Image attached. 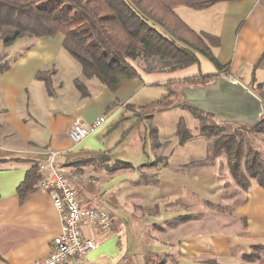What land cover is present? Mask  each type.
<instances>
[{
    "label": "crops",
    "instance_id": "obj_1",
    "mask_svg": "<svg viewBox=\"0 0 264 264\" xmlns=\"http://www.w3.org/2000/svg\"><path fill=\"white\" fill-rule=\"evenodd\" d=\"M174 11L193 32L219 40V46L212 53L219 65L228 67L227 71H217L205 58L212 69L203 67L206 71H201L199 55L197 64L173 72H144L130 62L138 78L125 83L116 92H110L99 81L101 86L93 89V78H84L80 66L64 56L63 53H67L62 48L60 35L29 39V46L6 60L8 69L0 75V264H33L49 254L52 240L59 233V216L48 193L37 188L23 202L16 194L26 172L42 163L49 152L56 154L57 166L73 168L71 185L81 204L94 206L99 202L106 208H98L109 211L111 224L105 230L90 222L80 225L84 238L96 244L87 255L89 264H264L260 252L263 242L241 237L250 224L242 215L236 219L241 230L233 228L227 234L210 233L201 227L175 237L179 230H191L188 227L195 223L183 228V225L167 222L187 221L196 211L187 205L181 204L182 208L173 210L171 206L157 203L142 214L140 223L143 235L152 240L153 245H140L135 250L127 239L124 241V221L116 212V203L109 199L110 196L101 199L113 183L124 180V176L114 177L115 168L102 169L107 166L112 150L104 141L103 132L124 109L137 114L144 112L140 111L142 106H131V102L146 89L167 86L170 99H174L179 90L178 99L197 110L217 116L223 122L243 123L227 119L225 115L230 114L229 111L218 115L208 110L217 109L215 105L219 103L218 96L226 82L224 78H229L249 89L260 102L264 114V95L255 89V86L264 88V0L218 3L201 11L177 7ZM51 69L54 74L50 96L35 75ZM203 76H213L205 87L185 83ZM81 77L83 80L79 79ZM63 78L69 82L65 89ZM75 79L84 84L86 97L75 88ZM213 102L216 104L209 107ZM107 112L109 116L106 115L103 126L81 143L73 144L69 140L68 129L75 120L89 123ZM100 181L105 183L104 190ZM252 225L261 226L256 221ZM155 245L162 252L156 250ZM250 255L254 258L248 259Z\"/></svg>",
    "mask_w": 264,
    "mask_h": 264
},
{
    "label": "trees",
    "instance_id": "obj_2",
    "mask_svg": "<svg viewBox=\"0 0 264 264\" xmlns=\"http://www.w3.org/2000/svg\"><path fill=\"white\" fill-rule=\"evenodd\" d=\"M47 1L0 0V42L5 48L20 39L61 35L63 50L79 63L82 76L97 79L110 92L138 78L129 60L147 63L150 72H173L197 64L199 55L217 71L228 70L227 66L218 64L212 53L219 46V40L193 32L177 17L174 9L181 6L201 11L236 0H56L68 4L67 9L41 6ZM7 69V62H0V75ZM53 74L51 69L35 75L50 96ZM212 78L203 76L185 83L204 85ZM73 84L82 97L88 95L81 81L75 79ZM163 100L156 101L158 111L163 109ZM193 114L206 121L212 119L196 111ZM245 130L264 136V114L260 122L249 129L239 127L231 133H221L219 128L203 124L199 132L213 138L209 156L224 155L230 177L247 191L252 180L264 188V160L257 150L243 145L240 138ZM176 135L179 146H184L191 137L182 120L176 125ZM66 168L73 172V168ZM120 168L129 169L130 165L122 164ZM37 181V165H33L16 188L20 202L37 189ZM253 258L250 255L248 259Z\"/></svg>",
    "mask_w": 264,
    "mask_h": 264
},
{
    "label": "rangeland",
    "instance_id": "obj_3",
    "mask_svg": "<svg viewBox=\"0 0 264 264\" xmlns=\"http://www.w3.org/2000/svg\"><path fill=\"white\" fill-rule=\"evenodd\" d=\"M46 5L50 8L61 7L63 9L69 6L60 4L56 0L41 4L43 7ZM30 44V40L26 38L16 41L10 48H5L0 42V62L9 61L12 54L20 53ZM63 54L80 66L70 55ZM199 57L201 62L198 67L201 71H206L203 67L212 69L207 60ZM60 60L62 61V58ZM129 62L144 72H150L147 71V63L141 60H129ZM133 65L131 66L134 68ZM79 79L83 80L82 77ZM224 79L226 82L229 81V78ZM91 80L95 84L93 89L101 86L97 79ZM61 81L64 89L69 86H67L69 82L66 79L63 78ZM209 83L211 80L205 84L209 85ZM202 86L207 85L202 84ZM255 89H259V93L264 95V88L255 86ZM169 91V88L163 85L146 89L131 102V106H142L140 111L144 112L137 114L124 109L122 115L103 132L102 137L108 143L107 145L112 147V150L107 166H103L102 169L105 171L108 166L111 169L115 168L117 172L114 177L124 176V180L113 183L111 190L106 191L101 199H108L107 197L110 196L109 199H113L116 203V212L124 221V241L127 239L129 246L135 250L140 245L147 247L153 245L150 242L152 240L143 235L144 229L140 223L142 214H146L154 204L160 203L164 207L171 206L173 210L182 208V204L196 211L195 216L187 221L181 222L180 219H175L167 222L183 225V228H187L189 223H195L188 227L191 230L181 229L175 237L185 236L187 232H195L201 227L210 233L227 234L233 228L241 230L236 219L242 215L246 223L250 222V224L246 233L242 232L241 237L258 240L263 242L262 246H264V188L258 186L255 180H252L247 191L239 188L228 173L225 156L220 155L216 158L209 156L213 138L202 136L199 132L203 124L219 128L221 133H231L239 127L249 129L255 124L220 121L217 116L203 113L184 100L180 101L179 90L174 95L176 99H170ZM172 91L175 92L173 87ZM163 96L165 98L161 106L162 111L157 110L159 103L154 102V105L149 106L150 103L162 99ZM193 111L211 116L212 121L196 117ZM108 114L107 112L104 117L107 118ZM179 120L186 124L191 135L184 146H179L177 143L176 125ZM240 139L245 147L257 150L264 160L263 135L251 134L245 130ZM122 164H129V170H122L124 169L120 168ZM100 183L104 190L105 183L102 181ZM94 206L106 208L99 202ZM106 212L109 215V211ZM254 221L260 223L261 226L254 227L252 225ZM165 227L168 228L167 224ZM153 247L162 252L158 245ZM260 252L264 260V247H261Z\"/></svg>",
    "mask_w": 264,
    "mask_h": 264
},
{
    "label": "built area",
    "instance_id": "obj_4",
    "mask_svg": "<svg viewBox=\"0 0 264 264\" xmlns=\"http://www.w3.org/2000/svg\"><path fill=\"white\" fill-rule=\"evenodd\" d=\"M99 116L89 123L75 120L68 129V138L79 144L105 123ZM55 153H47L45 160L37 165V188L49 194L53 207L58 213L60 227L58 235L52 240L49 254L33 264H89L87 255L96 244L84 238L80 225L90 222L99 229L110 227L108 214L98 207L83 205L71 183L74 176L68 168L57 166Z\"/></svg>",
    "mask_w": 264,
    "mask_h": 264
},
{
    "label": "water",
    "instance_id": "obj_5",
    "mask_svg": "<svg viewBox=\"0 0 264 264\" xmlns=\"http://www.w3.org/2000/svg\"><path fill=\"white\" fill-rule=\"evenodd\" d=\"M218 98L219 103L215 105L217 109H208L210 112L220 115L224 111H229L230 114L225 115L227 119L249 120L252 125L260 122L263 115L260 102L239 83L225 82ZM243 99L249 100L254 106L246 105ZM208 106L212 108L213 105Z\"/></svg>",
    "mask_w": 264,
    "mask_h": 264
},
{
    "label": "bare ground",
    "instance_id": "obj_6",
    "mask_svg": "<svg viewBox=\"0 0 264 264\" xmlns=\"http://www.w3.org/2000/svg\"><path fill=\"white\" fill-rule=\"evenodd\" d=\"M246 96V95H245ZM247 97V96H246ZM228 98V97H227ZM218 100H219V98H218ZM243 101V103H245L246 105H252V106H254L253 105V103L252 102H250L249 100H247V99H243L242 100ZM216 104V102H213L212 103V105H215ZM237 121H243L244 123H250V121L249 120H238V119H236Z\"/></svg>",
    "mask_w": 264,
    "mask_h": 264
}]
</instances>
